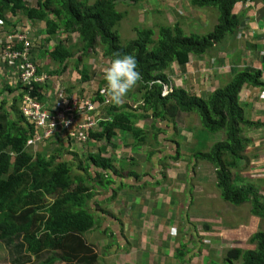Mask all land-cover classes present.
<instances>
[{"label":"trees","instance_id":"1","mask_svg":"<svg viewBox=\"0 0 264 264\" xmlns=\"http://www.w3.org/2000/svg\"><path fill=\"white\" fill-rule=\"evenodd\" d=\"M249 1L191 0L192 7L212 9L217 13V23L209 32L185 34L178 24L165 26L160 28L159 41L155 43L154 30L135 27V40L123 46L116 28L126 18L131 22L132 17L119 10L120 0H95L93 3L88 0H0L1 25H6L10 17L20 19V22L23 16L33 25V30L39 24L43 25L42 30L35 31L33 53L39 47L43 57L50 60L49 65L38 67V75L47 76V83L25 85L19 79L15 87L0 89V98L8 92L13 102L6 105L5 100L0 101V244L13 251L11 264H38L39 257L45 253L51 257L41 264H97L96 250L85 240L88 232L103 227L104 214L109 215L102 208L98 210L101 204L94 206L95 202L99 203L97 189L107 193L103 197L104 203L115 202L121 191H140L148 181H154L156 171L166 179L169 164H179L184 157L189 159L187 192L192 194L194 189L192 178L196 168L201 164L210 165L215 169L216 187L222 200L236 206L250 204L251 214L264 220V183L240 184L246 180L243 174L248 169L245 166L251 161L248 153L255 143L249 134L264 128L263 120L247 118L240 95L247 86L264 89L263 71L241 70L206 99L184 88L172 87L167 74L170 66L184 68L191 57L206 55L228 36L237 33L242 18L235 14V8ZM22 32L16 33L13 40ZM41 32L47 35L44 44ZM62 34H76L80 43L68 47L59 41L53 49L44 50ZM12 43L16 50H24L18 42ZM150 47L153 48L150 50ZM98 51L101 54L98 55ZM117 53L132 55L137 60L142 79L135 92L128 96L133 104L107 102L102 94L106 87L103 81L94 99L99 104L94 115L98 125L85 131L88 141L83 143L68 134L64 138L66 141L54 138L59 139V144L53 155L32 154L29 146L34 144L39 131L26 116V96L44 104L51 78L65 75L72 67L81 83H88L93 66L84 65V60L91 58L96 67L101 68L98 59L111 62ZM56 66L57 69L52 71L51 67ZM16 68L20 75L22 67ZM166 91L168 94L164 95ZM61 95L65 96L59 92V97ZM71 100L69 97L67 101ZM193 113L202 129L209 134L223 133L225 139L207 152L195 150L193 145L184 155L179 139V118ZM148 120L152 121L151 128L146 131L141 123ZM123 132L131 135L135 148L150 150L146 162L151 171L142 175L134 168L140 166L135 160L128 165L133 167L130 170L123 165L118 168L114 158L105 156V150L97 154L87 150L82 159L69 151L74 139L85 145H105ZM64 152L73 160L64 157ZM141 177L144 184H141ZM126 180H136V183L128 185ZM251 244L256 246L255 250L229 251L227 263L264 264V230L254 235Z\"/></svg>","mask_w":264,"mask_h":264},{"label":"crops","instance_id":"2","mask_svg":"<svg viewBox=\"0 0 264 264\" xmlns=\"http://www.w3.org/2000/svg\"><path fill=\"white\" fill-rule=\"evenodd\" d=\"M88 1L93 3L95 0ZM118 8L121 11L128 12L132 17V21L135 17L143 18L142 24L138 27L150 28L158 35L161 27H174L176 24L183 29L185 34L202 35L206 34L208 29L217 23V13L214 10L196 9L192 7L191 0H120ZM235 14L242 18V24L237 33L228 36L223 43L206 55L191 57L188 66L184 68L177 65L170 66L167 74L172 87L184 88L188 92L206 99L212 91L225 86L241 70L264 71V0H251L240 3L235 8ZM7 19L8 23L6 25L0 24V49L11 43L18 32L23 31V34L36 40L35 31L43 28V25L39 24L37 28L33 27L34 30L31 29L33 25L24 16L21 17L20 22V19L13 17ZM13 24L17 25L13 26ZM206 26L209 27L205 28ZM135 27L136 25L131 29L133 34H135ZM12 32L15 34H12ZM73 36L75 35H70V41H72ZM46 37L47 35L43 37V40H46ZM67 37L62 34L59 38H55L53 44L57 45L59 41L65 42ZM53 44L47 48L53 49V46H55ZM65 45L70 47L71 43ZM34 57L37 58V54H34ZM46 61L44 59L41 64H45ZM104 61L108 60L104 59ZM93 62L92 60V66ZM108 63L110 65L111 62ZM16 67L7 66L0 60V89L4 86L15 87L19 81V71ZM42 67L44 66L42 65ZM72 69V67H69L67 74ZM97 73L95 67H91L90 74L92 78L90 82L81 83L78 79L79 83L74 82V87L65 89V91H59L57 79L51 78L54 81L50 82V84L52 83L51 86L48 85V94L44 105L51 112L59 110V92L65 94V96H62L66 100L69 97L73 99L76 96L87 99L94 98L95 92L102 86L103 82L97 76ZM60 77H64L61 78L62 84H67L68 81L65 79L66 77L71 78V75ZM7 82H10L8 83L10 85H4ZM174 82H179V86L173 85ZM88 86H91L92 89L87 90ZM135 89L136 87L132 89L131 94L135 92ZM3 100L7 102L6 105L13 103L8 92L1 96L0 101ZM240 100L246 107L249 119L264 121V89L247 86L243 89ZM82 118L84 117H80L79 120ZM148 121H145L147 123L144 122L143 125L146 131L151 128L152 121L150 120V123ZM197 123L199 124L198 120ZM178 128L180 132L179 139L182 141L181 151L184 155L189 153L193 145L195 150L207 152L225 138L223 133L211 135L204 133V129H200L205 138L200 140L198 137H192V141L190 140L192 144L188 142L187 145L183 138V131L189 133L188 138H191V128L181 127L180 123ZM68 134V131H64L60 135H54L47 142L37 144V146L39 145L37 153L43 152L47 155H53L56 149L52 150V147L59 144V139L60 142L66 141L64 138H67ZM249 135L255 143L248 153L251 161L249 166H245L248 169L243 174L246 180L241 181L240 184L264 183V128L252 131ZM56 137H59V139H54ZM77 141L79 140L74 139V141H71L69 151L72 154L79 155L80 159L87 150L89 153L94 154L99 153L100 150H105L107 151L105 156L114 158L117 161L118 168L123 165L126 166V170H130L133 167L129 168L128 165L132 164L131 160H135L140 166L134 168L142 175L151 171V166L146 162L150 150L147 147L135 148L128 132L121 133L119 138L105 145L101 143L85 145ZM43 145H45V148L42 151ZM201 145L206 147L202 148ZM37 146H29V151L34 153L32 150ZM66 154L64 152V157H66ZM119 154L123 160L118 158L120 157ZM139 155L144 156V158L140 160ZM66 158L73 160L71 155ZM184 160L187 162L169 164L166 179L156 171L154 181L149 182L147 180L148 182L142 190H123L120 192L117 201L109 203L112 208H102L109 213V215L104 214L103 223H101L104 228L107 227L105 229H108L104 240L99 245L94 243L97 241L96 238L92 242L91 235L96 228L91 230L92 232H88V234H91L90 239H85L98 254L97 264H228L226 257L229 251L256 249V246L251 243L253 248L246 249L240 245L238 232L241 231L240 229L244 225L243 222L239 224L237 222L228 227L224 226L223 217L215 209L217 206L222 207L223 202L216 187L214 167L201 164L196 168L192 178L194 189L190 194L187 192L186 183L189 180V159L184 157ZM144 162L149 165L147 171L141 168ZM182 164L186 167L180 171L179 166ZM256 171H258L257 174ZM141 179V184H144V178L141 177ZM157 181L162 183L155 185L154 183H157ZM135 183L136 180L129 181L128 185H134ZM262 186L264 187V184ZM119 200L126 203V206L123 205L126 208L125 213L123 211L120 213L121 210L114 207ZM96 204L98 203L95 202L94 206ZM239 207L241 206L236 208ZM93 208L95 209V207ZM192 210H199L202 214L200 216L195 215ZM250 216L261 221L260 218L252 214ZM262 221L264 222V220ZM115 240L117 245H114ZM233 242L235 243L233 244Z\"/></svg>","mask_w":264,"mask_h":264},{"label":"rangeland","instance_id":"3","mask_svg":"<svg viewBox=\"0 0 264 264\" xmlns=\"http://www.w3.org/2000/svg\"><path fill=\"white\" fill-rule=\"evenodd\" d=\"M142 22H143V18L139 19L138 17L137 18L135 17L132 22H130L128 20V18H126L125 20H123L117 26L116 30L119 32V35L121 36V41H122L123 46H127L129 43H131L132 41L135 40L136 36H135V34H133V32H132L131 29L133 28L134 25H136V27L140 26L142 24ZM208 27L209 26H206L205 28H208ZM212 28L213 27H210L208 29V32ZM41 36L42 37H45L43 32H41ZM70 40H71V37L68 36L66 38V40H65L64 43L65 44L71 43V46H74V45H77L78 46V44L80 43V40L78 38V35H76V34H75V36H73L72 41H70ZM45 41L46 40H43L42 43L44 44ZM154 41H155V43H157L159 41V35L158 34H155ZM53 45H55V43ZM47 47H49V46L46 45V47H44V49L45 50H51V49H49ZM152 48L153 47H150V50ZM37 50H38V47H36L35 53H33V55H32V58L35 60L36 66L37 67H42V65L43 66L49 65L50 64V60L47 57H43V52L41 51V49L38 50V51ZM34 54H37V58L34 57ZM99 54H101V51H98V55ZM94 58L96 59L97 57H94ZM44 59L47 60L46 63L45 64H41ZM91 63H92V59L91 58H88V59L86 58V60H84V65H86V66H92ZM97 63H98V65L103 66L101 68L95 67L96 71L98 72L97 73V76H99V78L102 79V81H105L103 79V71L105 69L104 67H108L109 66V63L107 61H104L103 59H98L97 60ZM72 65H73V67H75L74 64H72ZM52 66H55V65L52 64ZM52 68H54V70H52ZM56 69H57V66L56 67H51V70L52 71H55ZM67 73H68V71H67ZM67 73L65 74V76L71 75V78H67L66 77V79H65L66 81H68L67 84H62L61 78H64V77H57V81L56 82L58 84L59 91H61V90L62 91H65V89H71V88H73L74 87L73 86L74 85V82H78L79 83V80H78L79 79V76L75 72L74 68L72 69V71L69 74H67ZM52 81H54V80H51V82ZM173 85L179 86V82L178 83L174 82ZM89 89H92V87L91 86H88V89L87 90H89ZM131 92H132V90L129 91L128 94L126 95V97L124 98V102H123L124 104H126V103H129L131 105L133 104V102L128 101V96L131 94ZM93 99H95V96H94ZM245 109H246V107H245ZM189 115H182L179 118V123H180L181 127L191 128V131H190L191 138H188L189 137V133L183 131V138L185 139V143L187 145H188V142L192 144V142H190V140L192 141V137H198V138H200V140H202V139L205 138L204 137V133H208L205 130H204L205 131L204 133L201 132L200 129H202V128L197 123V120L198 119H197L196 114L193 113V114H189ZM247 116H248V114H247ZM148 122L150 123L151 121L149 120ZM146 123L147 122H145V124ZM143 125H144V122L141 123V126H143ZM247 133H249V131H247ZM179 134H180V132H179ZM211 135H213V134H211ZM216 137H217V135H216ZM224 139L222 141H224ZM195 142H196V140H195ZM197 143H199V141H197ZM31 145L34 146V144H32V143H31ZM44 148H45V145L42 146V151H43ZM38 149H39V145L35 149L32 150L34 152L32 154L35 155L38 152L37 151ZM55 149H57V146L56 147H52V150H55ZM119 156L120 157H118V158H121L122 159V157H121L120 154H119ZM142 158H144V156L142 157V156L139 155V159L141 160ZM186 162H187L186 160H183V163H186ZM148 167H149V165L146 162H144L143 165L141 166L142 170H145V171L148 170ZM179 167H180L179 170L182 171V170L185 169L186 166L182 164ZM257 172L258 171H256L255 173L257 174ZM177 177H179V176H177ZM96 193H98V195H97L98 200H99V203L98 204H101V206L98 207V210L101 209V208H104V207H105V209L112 208V205L109 204V203H108L109 205H107V206L104 205V204H107V203H104V198H103L104 195H107V193H105V191H102L99 188V189H97V192ZM222 202H223V206L222 207L217 206V207H215V209L218 210L220 212L221 216L223 217V222L225 223L224 226H227L228 227V226H231L232 224H236L237 222H238V224L243 222L244 225L240 229L241 231L238 232V234L240 235V239H239L240 240V245L242 246V248H246V249L247 248H253V246H251V244H250L251 243V239H252V237L255 234H257V232H259L260 230L261 231L264 230V222L262 220L261 221L260 220H256L255 218H252L250 216L251 215V212H250L251 211V208H250L251 205L250 204H246V205H243V206H241L239 208H236L237 206H235L234 204L225 202L223 200H222ZM123 205L126 206V203L125 202H120V200H119L118 202H116V205L114 207H117L118 209H120L121 210L120 213H122V211H123V213H125L126 212V208L123 207ZM231 205L232 206H235V207H232ZM192 213L195 214V215H198V216H200L202 214V212L199 211V210H192ZM96 220H97V218H96ZM101 223H103V220H101ZM107 232H108V229H105L104 227L97 228V229H95L92 232V235L91 234H86L85 239L86 240H89L90 239V235H91L92 242H93V239L96 238L97 241L94 242V243L97 244V245H99L104 240L105 234H107ZM234 243L235 242H233V244ZM114 245H117L116 240L114 241ZM11 255H13V251H11V248L10 247H7L5 245H1L0 244V264H11V263H13V260L14 259L11 258ZM49 257H51V255L48 254V253H45V254L41 255L39 257L38 264L44 263ZM35 258H37V257H35ZM62 264H65V263H62Z\"/></svg>","mask_w":264,"mask_h":264},{"label":"built area","instance_id":"4","mask_svg":"<svg viewBox=\"0 0 264 264\" xmlns=\"http://www.w3.org/2000/svg\"><path fill=\"white\" fill-rule=\"evenodd\" d=\"M19 45L24 47L23 51L15 49V44L8 43L0 50V60L7 62L12 66L22 67L19 79L27 85L36 82L43 85L48 82L47 76L38 75V67L32 58L35 40L29 36L19 33L15 40ZM93 66L96 64L93 62ZM106 68V67H104ZM264 79V71H263ZM104 99L109 102L102 91ZM166 91L164 95H167ZM25 113L30 123L39 131V135L34 145L40 144L46 140H51L57 133L68 131L71 137H78L81 142H87L85 131L95 129L98 125L94 115L98 111L99 104L93 98H84L76 96L71 101H67L62 95L58 108L59 110L51 112L43 103L33 99L30 95L25 98ZM80 117H84L79 120ZM54 126V127H53Z\"/></svg>","mask_w":264,"mask_h":264},{"label":"clouds","instance_id":"5","mask_svg":"<svg viewBox=\"0 0 264 264\" xmlns=\"http://www.w3.org/2000/svg\"><path fill=\"white\" fill-rule=\"evenodd\" d=\"M106 82L105 94L109 102L120 105L124 98L142 79L137 70V60L132 55L120 56L118 53L103 71ZM54 127V126H53Z\"/></svg>","mask_w":264,"mask_h":264},{"label":"bare ground","instance_id":"6","mask_svg":"<svg viewBox=\"0 0 264 264\" xmlns=\"http://www.w3.org/2000/svg\"><path fill=\"white\" fill-rule=\"evenodd\" d=\"M70 140V139H69Z\"/></svg>","mask_w":264,"mask_h":264}]
</instances>
